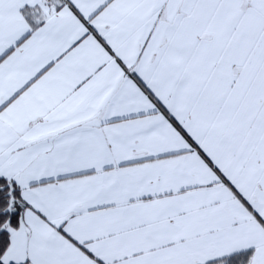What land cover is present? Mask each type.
<instances>
[{"label":"snow or ice","instance_id":"1","mask_svg":"<svg viewBox=\"0 0 264 264\" xmlns=\"http://www.w3.org/2000/svg\"><path fill=\"white\" fill-rule=\"evenodd\" d=\"M0 264H264V0H0Z\"/></svg>","mask_w":264,"mask_h":264}]
</instances>
